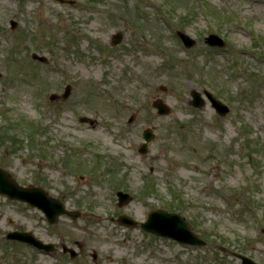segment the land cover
Wrapping results in <instances>:
<instances>
[{
	"label": "rangeland",
	"instance_id": "obj_1",
	"mask_svg": "<svg viewBox=\"0 0 264 264\" xmlns=\"http://www.w3.org/2000/svg\"><path fill=\"white\" fill-rule=\"evenodd\" d=\"M211 32L224 46L204 42ZM66 84L67 98H48ZM204 89L227 103L225 116ZM145 127L154 137L139 153ZM0 166L80 212L49 223L0 194V264H239L233 252L264 263V0H0ZM118 189L131 195L121 206ZM158 207L207 245L116 220ZM14 229L55 248L7 239Z\"/></svg>",
	"mask_w": 264,
	"mask_h": 264
},
{
	"label": "water",
	"instance_id": "obj_2",
	"mask_svg": "<svg viewBox=\"0 0 264 264\" xmlns=\"http://www.w3.org/2000/svg\"><path fill=\"white\" fill-rule=\"evenodd\" d=\"M61 3H72L73 0H57ZM178 36L181 38L185 46H190L194 43V40L189 37L186 33L182 31H177ZM122 34L121 32H115L111 36V44H117L121 40ZM205 42L210 45H223V40L216 34L210 33L204 38ZM32 57L39 61H46V58L41 55H37L36 53H32ZM69 87L66 88L65 92L62 94L65 97L68 94ZM191 104L193 106L200 107L203 105L204 100L201 98L199 92L195 90H191ZM206 96L211 102V105L216 109V111L223 115L227 112V106L214 98L212 94L208 91H204ZM57 95L51 94L50 98L53 99ZM152 105L157 108L158 113H167L169 111V107L161 101V99H155L152 102ZM81 121L87 120L85 117L80 118ZM90 123H93L92 120H89ZM143 136L146 142H143L139 148L140 152H145L147 150L146 143L151 140L153 134L150 128H145L143 130ZM0 194L6 195L10 199H17L20 201H24L28 203L32 207H37L43 211L45 216L47 217L49 222H53L56 217L60 214H67L69 216L75 217L79 214L78 211H69L66 210L63 203L55 198H51L47 196L46 191L39 186H20L18 185L14 179L3 169L0 167ZM118 204L126 202L129 199L128 194L118 191ZM118 221L124 224H135V221L128 216L121 214L118 217ZM140 226L147 231H150L154 234L168 236L176 239L182 243L188 244H197L203 245L205 242L197 237L187 226L184 219L175 212H168L164 209H156L150 211L148 213L147 219L144 222H140ZM7 237L10 239H18L21 241H25L39 248H43L46 250H50L52 248L51 244H44L39 239H36L27 231H9L7 232ZM71 254H73V251ZM242 261L240 264H259L251 260L250 258L243 256L241 254H237Z\"/></svg>",
	"mask_w": 264,
	"mask_h": 264
}]
</instances>
